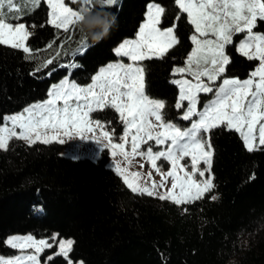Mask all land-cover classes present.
<instances>
[{"label":"trees","instance_id":"1","mask_svg":"<svg viewBox=\"0 0 264 264\" xmlns=\"http://www.w3.org/2000/svg\"><path fill=\"white\" fill-rule=\"evenodd\" d=\"M151 1L166 7L167 20L162 18L161 27L176 23L180 43L164 59L142 61L146 92L166 102V119L188 123L175 108L179 89L171 81L173 67L182 64L192 48L194 28L186 14L175 20L174 0H119L109 9L118 16V28L74 57L80 67L71 70V78L87 84L102 65L118 59L113 49L136 36ZM48 11L41 0L21 20L34 32L27 42L33 54L45 59L61 51L48 68L36 72L39 59H27L21 49L0 45V124L7 114L46 99L51 85L68 73L57 64L73 59L70 50L78 46L80 36L73 33L66 40L63 30L47 24ZM254 30L264 32V22L258 21ZM227 50L231 63L225 77L244 78L256 66L257 61L242 56L235 44ZM211 95L201 94L199 104L203 107ZM108 113L115 114L110 109L95 114L101 118ZM209 138L215 187L202 199L181 205L133 192L107 166L105 154L98 160L72 158L63 155L56 142L29 145L11 140L7 151L0 150V254L18 252L5 243L11 234L56 233L75 241L70 257L84 264H264V146L250 152L238 132L223 127L213 129ZM213 195L217 199L212 200ZM56 264L65 262L57 257Z\"/></svg>","mask_w":264,"mask_h":264},{"label":"snow or ice","instance_id":"2","mask_svg":"<svg viewBox=\"0 0 264 264\" xmlns=\"http://www.w3.org/2000/svg\"><path fill=\"white\" fill-rule=\"evenodd\" d=\"M40 4L41 0H0V45L21 49L28 54L27 59H39L36 72L48 68L61 57V51L56 50L52 58L41 59L27 44L34 32L29 31V26L21 20ZM46 5L49 9L47 24L58 31L63 30L68 41L71 34H79L78 46L70 50L73 59L57 64V68H65L68 73L59 83L51 85L48 99L26 107L19 114L3 118L0 150L7 151L13 138L29 145L38 142L63 144L65 138L90 139L109 149L112 157L120 156L129 164L135 157H143L161 175V183L141 186L137 181L142 173L127 172L117 160L115 171L133 192L155 196L158 189L166 188L167 178L171 177V188L158 198L181 205L202 199L215 187L210 175L213 150L209 133L213 129H234L242 136L250 152L257 150L258 131V143L264 146V32L254 31L258 21L264 22V0H174L178 9L175 20L179 21L181 15L186 14L187 22L194 28L190 37L194 48L185 66L173 69L172 75L180 78L171 81L179 88L175 108L181 110L180 119L190 121V126L183 129L166 119L165 101L152 99L145 93V68L138 63L152 58L164 59L169 50L180 43L176 23L161 27L162 18L167 20L166 7L158 2H149L145 20L135 38L125 39L113 49L115 56L121 59L100 67L91 77V83L81 86L70 79L71 70L80 67L74 62V57L83 55L88 49L86 37L77 25L82 21L86 8L95 9L94 0H69L68 3L65 0H46ZM106 5L109 9L117 7L118 0H106ZM30 27L35 29L36 26ZM238 34H242V38L234 42L233 37ZM54 43H49L48 48H52ZM234 43L242 56L250 61H259L248 79L224 75L231 63L227 48ZM64 55L68 56L69 52L65 51ZM123 58L130 62L125 63ZM55 70L47 74L51 76ZM201 94L214 97L202 110L198 109ZM105 109L114 110L124 126L118 137L115 129L111 128V121L105 124L91 117V114ZM106 127L111 130H104ZM114 137L119 142H114ZM126 145L130 146V151L126 150ZM185 158L189 160L182 164ZM201 162L205 167L199 166ZM165 163L171 166L167 172L163 171ZM189 166L192 171H188ZM206 172L209 173L208 178H196L197 175L204 178ZM148 177L151 178V173ZM211 199L217 197L213 195ZM51 240L52 243L31 235L13 236L5 243L12 249H19L20 253L10 258L0 256V264H40V254L54 246L58 250L45 257L46 264H56L57 257L62 258L65 264H73L70 253L75 241L61 239L57 243L56 235ZM26 249L34 251L27 252ZM77 264L84 262L79 260Z\"/></svg>","mask_w":264,"mask_h":264},{"label":"rangeland","instance_id":"3","mask_svg":"<svg viewBox=\"0 0 264 264\" xmlns=\"http://www.w3.org/2000/svg\"><path fill=\"white\" fill-rule=\"evenodd\" d=\"M119 1V0H118ZM45 2H46V0H45ZM65 2H66V0H65ZM67 3V2H66ZM71 6V5H70ZM162 6V5H161ZM22 22V21H21ZM25 23V22H24ZM26 26H27V24H26ZM255 31V30H254ZM193 34H194V32H193ZM192 34V35H193ZM242 38V34H238V35H235L234 37H233V39H234V42H238L240 39ZM235 44V43H234ZM194 48V45H193V43H192V48H191V50H190V52H189V54L192 52V49ZM235 48H236V44H235ZM228 49V48H227ZM227 53H228V50H227ZM188 54V55H189ZM228 55H229V53H228ZM230 56V55H229ZM188 57V56H187ZM187 57L185 58V60H184V62L182 63V64H180V65H175L174 67H173V69L174 68H176V67H184L185 66V61H186V59H187ZM231 57V56H230ZM118 60H120V59H117V60H111V61H109L108 63H115V62H118ZM125 63H128V60H123ZM108 63H106V64H104V65H102L101 67H105ZM138 63H142V61H140V62H138ZM258 65H259V61H257V64H256V66L254 67V69H252L250 72H249V74L246 76V77H244V78H241V77H238V76H231V77H228V76H226L227 78H238V79H240V80H245V79H248L249 78V76H250V73L252 72V71H254L255 70V68L256 67H258ZM99 71V70H98ZM97 71V72H98ZM97 72L95 73V74H97ZM94 74V75H95ZM93 75V76H94ZM63 78H65V77H63ZM62 78V79H63ZM178 78H180L178 75L177 76H175L174 78H173V80L174 79H178ZM70 79H71V77H70ZM60 81V80H59ZM59 81L58 82H56V83H59ZM219 82L220 81H217L216 83L217 84H219ZM89 83H91V81L89 82ZM79 84V83H78ZM88 84V83H87ZM87 84H80L81 86H84V85H87ZM178 87V86H177ZM179 89V88H178ZM179 91V90H178ZM145 93H146V89H145ZM147 94V93H146ZM178 95H179V93H178ZM150 97V96H149ZM211 97H213L212 95H211ZM151 98V97H150ZM178 98V97H177ZM48 99V98H47ZM152 99H154V98H152ZM46 100V99H45ZM160 100V99H159ZM44 100H39V101H35V102H32V103H30L29 105H27V107H29L30 105H32V104H34V103H38V102H43ZM185 105H186V102H185ZM206 105V102H205V104L203 105V106H205ZM200 108H202V106L199 104L198 105V109H200ZM112 111H114V110H112ZM115 112V111H114ZM16 114H19V113H16ZM9 115H14V114H7L6 116H9ZM91 117L93 118V119H100L103 123H105V124H107V122H109V121H111V128H114L115 129V136L116 137H118L119 135H121L122 134V129H123V125L120 123V121L118 120V114L115 112V114H113V113H108V114H106V115H104L103 117H99L97 114H95V113H93V114H91ZM171 122H173V123H176L178 126H180L182 129L183 128H186V127H189L190 126V122H188V123H177V122H174V121H171ZM0 126H2V124L0 125ZM9 126H11L10 124H9ZM259 127V126H258ZM104 130H111L110 128H108V127H106ZM17 131L19 132L20 131V129H17ZM97 134H99V133H97ZM257 134H258V131H257ZM13 139H15V138H13ZM12 139V140H13ZM114 142H119L118 140H115V137H114ZM10 143V142H9ZM56 143H58V142H56ZM256 143H257V145H258V147L257 148H259L261 145H259V143H258V136H257V140H256ZM60 145H62V154L63 155H65V156H69V157H72V158H89V159H91V160H98V159H100L104 154H105V156H106V159H107V161H106V164H107V166L108 167H110V168H112L114 171H115V168H114V165H115V162L117 161V160H119V161H121V168L122 169H126L127 170V172H140V173H142V176L141 177H139L138 178V183L141 185V186H147V187H151V185H152V183L153 182H155V183H157V184H159V183H161V181H162V177H161V175L159 174V173H157L156 171H155V169H153L152 167H151V165L149 164V162L146 160V159H144L143 157H139V156H137V157H135L133 160H132V162H131V164H129L127 161H123V158L122 157H120V156H116V157H112V155H111V151L109 150V149H104L101 145H99V144H97V143H94V142H92L90 139H86V140H80L78 137L77 138H73V139H68V138H65V143H63V144H61V143H59ZM142 148H143V146H142ZM126 150H128V151H130V146L129 145H126ZM156 149H154V151H155ZM189 160V158H185V161H181V163L182 164H184V163H186L187 161ZM160 164V162H158V165ZM141 165H143V167H141ZM201 168H203V167H205V165L201 162V164L199 165ZM170 168H171V166H170V164H168V163H165L164 165H163V171L164 172H167V171H169L170 170ZM188 171H192V169H191V167L189 166L188 167ZM116 172V171H115ZM117 173V172H116ZM148 173H151V178L149 179V177H148ZM118 174V173H117ZM181 175H183V173H180ZM119 175V174H118ZM210 175L212 176V172L210 173ZM208 176H209V173H205V177L204 178H200L198 175H197V179H205V178H208ZM122 178V180H123V177H121ZM124 181V180H123ZM171 183H172V179H171V177H169V178H167V182H166V188H161V189H158L157 190V195H155L156 197H159V195H163V194H165V192L168 190V189H170L171 188ZM127 186V185H126ZM176 192H178L179 190L178 189H176L175 190ZM28 235H31V236H33L31 233L29 234V233H25V234H11V235H9L8 237H7V239H10V238H12L13 236H20V237H24V236H28ZM53 235H56L57 236V243H58V241L59 240H61V239H64V240H66V239H70V238H60V237H58V235L56 234V233H53L51 236H49V237H36V236H33V237H35L36 239H47V240H49V242L50 243H52V240H51V237L53 236ZM56 247V249L55 250H53V251H51L52 250V248L51 249H46L47 250V254H46V256H48V255H51V254H54L57 250H58V248H57V246H55ZM18 250V252L15 254V255H17V254H19L20 253V250L19 249H17ZM45 250V251H46ZM25 251H27V252H32V251H34V250H32V249H26ZM44 251V252H45ZM43 252V253H44ZM43 253H41L40 254V264H46V261H45V258H42V254ZM0 256H3V255H1L0 254ZM12 256H14V255H12ZM12 256H4L5 258H10V257H12ZM45 256V257H46ZM79 261V260H78ZM78 261H74L73 260V264H77V262Z\"/></svg>","mask_w":264,"mask_h":264},{"label":"clouds","instance_id":"4","mask_svg":"<svg viewBox=\"0 0 264 264\" xmlns=\"http://www.w3.org/2000/svg\"><path fill=\"white\" fill-rule=\"evenodd\" d=\"M95 9L86 8L83 19L77 25L86 37L87 47H93L110 38L119 26L118 16L109 10L106 0H94Z\"/></svg>","mask_w":264,"mask_h":264},{"label":"crops","instance_id":"5","mask_svg":"<svg viewBox=\"0 0 264 264\" xmlns=\"http://www.w3.org/2000/svg\"><path fill=\"white\" fill-rule=\"evenodd\" d=\"M144 20H145V19H144ZM144 20H143V21H144ZM143 21H142L141 23H143ZM127 39H134V38H127ZM122 42H123V41H122ZM128 62H130V61H128ZM213 98H214V97H212L211 99H213ZM211 99H210V100H211ZM210 100H208V101L206 102V104H208V103L210 102ZM203 107H204V106H203ZM202 109H203V108H201V110H202ZM257 136H258V134H257Z\"/></svg>","mask_w":264,"mask_h":264}]
</instances>
